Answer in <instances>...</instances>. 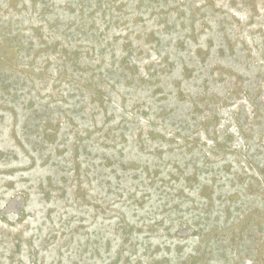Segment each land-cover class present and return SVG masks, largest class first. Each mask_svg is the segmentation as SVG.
I'll return each instance as SVG.
<instances>
[{
    "label": "rangeland",
    "instance_id": "374dc122",
    "mask_svg": "<svg viewBox=\"0 0 264 264\" xmlns=\"http://www.w3.org/2000/svg\"><path fill=\"white\" fill-rule=\"evenodd\" d=\"M0 264H264V0H0Z\"/></svg>",
    "mask_w": 264,
    "mask_h": 264
}]
</instances>
